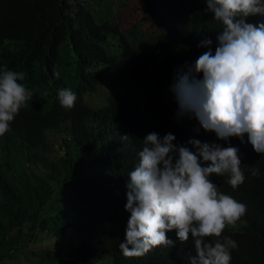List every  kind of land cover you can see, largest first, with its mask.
Wrapping results in <instances>:
<instances>
[{
	"label": "trees",
	"instance_id": "1",
	"mask_svg": "<svg viewBox=\"0 0 264 264\" xmlns=\"http://www.w3.org/2000/svg\"><path fill=\"white\" fill-rule=\"evenodd\" d=\"M143 3L162 30L157 41L162 57L153 63H130L134 53L119 26L99 20L75 0H0V71L23 72L25 79L18 82L34 93L0 136L5 143L0 154V264L19 258L27 264L43 251L45 264H99L106 256L110 264H187L193 241L180 242L176 230L167 233L174 247L159 246L142 257H125L119 247L130 217L125 210L128 172L135 169L142 139L150 132H171L177 144L194 138L239 148L241 167L247 166L245 182L233 189L227 174L211 177L221 192L247 206L245 216L226 227L220 239L230 236L238 244L231 264H264V154L254 151L247 134L243 142L239 137L222 141L196 119L177 117L170 91L177 71L208 50L198 46L201 41L212 39L214 53L222 24L207 10L206 0ZM247 22H264V16H250ZM110 35L120 36L115 49ZM65 44L75 54L74 72L66 73L74 81L67 88L77 95L70 109L58 99L65 88L60 73ZM130 64L129 73L137 70L134 77L144 88L138 94L128 86ZM104 84L111 92L102 107L93 108L88 97L104 91ZM55 134L61 136L60 155L50 160L49 136ZM124 135L132 138L124 140ZM27 161L42 172H30ZM253 166L260 170L258 177L251 174ZM54 236L79 240L54 250Z\"/></svg>",
	"mask_w": 264,
	"mask_h": 264
},
{
	"label": "clouds",
	"instance_id": "2",
	"mask_svg": "<svg viewBox=\"0 0 264 264\" xmlns=\"http://www.w3.org/2000/svg\"><path fill=\"white\" fill-rule=\"evenodd\" d=\"M206 3L222 29L214 53L213 41L207 38L198 46L208 50L177 71L170 86L177 117L196 119L222 141L239 137L243 142L247 134L254 151L264 154V22H247L250 16H264V0ZM54 75L59 78L60 73ZM24 79L23 72L0 71V136L33 99L34 93L18 82ZM58 99L70 109L77 95L62 88ZM175 141L171 132H150L142 139L135 169L128 172L125 210L130 217L120 250L125 257H142L159 246L174 247L167 233L176 230L180 242L193 241L187 264H231L238 244L230 236L220 238L226 227H235L245 216L247 206L221 192L211 177L227 174L233 189L242 185L247 166L241 167L240 150L194 138L186 145ZM250 171L254 177L260 175L256 166Z\"/></svg>",
	"mask_w": 264,
	"mask_h": 264
},
{
	"label": "rangeland",
	"instance_id": "3",
	"mask_svg": "<svg viewBox=\"0 0 264 264\" xmlns=\"http://www.w3.org/2000/svg\"><path fill=\"white\" fill-rule=\"evenodd\" d=\"M84 4V6L89 9L99 20L106 21L110 20L111 23H115L119 26V30L121 34L126 38V40L131 45L133 51V57L130 60V63L137 61H144L148 63L157 62L162 57V52L159 50V46L157 44L158 38L162 34V30L154 24L153 21L150 20L148 16V12L146 6L143 3V0H75V5ZM139 36L140 39H135V37ZM113 39L110 43V48L115 49L121 43V39L119 35H110L109 40ZM111 49L109 51H111ZM62 57L60 65V73H62L63 86L67 88V84L72 88L74 85V81L70 79L73 75H66V73L74 72L73 58H75V54L72 51L71 47L65 44L62 48ZM152 68V67H151ZM132 70L131 64L126 69L128 86L135 89L134 92L137 94L140 91H143L144 88L142 85L134 77L138 72L135 70L134 73H129ZM67 83V84H66ZM107 84V83H106ZM111 92L110 87H106L104 84V91L100 92L99 95L91 94L88 97V101L93 108L102 107L103 101L106 99V95ZM36 97H34L35 99ZM61 136L60 135H50L49 136V151L48 156L49 159H53L58 157V146L60 144ZM5 145L3 137H0V154L1 149ZM66 154L62 152L61 155ZM26 166L30 167V172H36L39 174V171L42 172V169L38 166V164H34V162H25ZM8 177L13 179L14 173H8ZM27 229V225L24 227V230ZM239 229V226H237ZM17 232V230H16ZM49 236V234L47 233ZM53 249L58 250L61 248H68L72 245L78 244V237H66V238H58L53 237ZM31 246L36 250L39 249L38 242L31 243ZM43 250H47L48 247H42ZM44 251L36 254L33 260H29L27 264H45L46 260L44 258ZM33 257L34 254L32 253ZM47 258V256H46ZM111 257L106 256L102 259V263L99 264H110ZM11 264H23L21 258L14 261Z\"/></svg>",
	"mask_w": 264,
	"mask_h": 264
}]
</instances>
